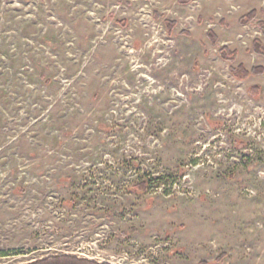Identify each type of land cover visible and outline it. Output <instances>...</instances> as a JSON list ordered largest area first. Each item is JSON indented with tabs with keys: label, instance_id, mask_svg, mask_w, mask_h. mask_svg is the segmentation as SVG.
Listing matches in <instances>:
<instances>
[{
	"label": "rangeland",
	"instance_id": "rangeland-1",
	"mask_svg": "<svg viewBox=\"0 0 264 264\" xmlns=\"http://www.w3.org/2000/svg\"><path fill=\"white\" fill-rule=\"evenodd\" d=\"M261 21L264 0H0V264H264Z\"/></svg>",
	"mask_w": 264,
	"mask_h": 264
},
{
	"label": "trees",
	"instance_id": "trees-1",
	"mask_svg": "<svg viewBox=\"0 0 264 264\" xmlns=\"http://www.w3.org/2000/svg\"><path fill=\"white\" fill-rule=\"evenodd\" d=\"M256 15H257V12L253 10V11L249 12L247 15H245V17H243L241 19V21L243 23L248 22V21H252L256 17ZM166 22H168L167 24L170 26V28L174 27V25H175L174 21H166ZM258 24H259L261 32L264 35V22L261 21ZM208 36L210 37V39L212 40L213 43L216 42L217 39H216V35L214 34V32H212L210 30L208 32ZM253 48L257 53L264 56V47L262 46L260 40L256 39L253 41ZM220 54L225 59L229 60L230 62H234L237 58L236 51L230 50L227 46H224L223 48L220 49ZM230 69L232 72H236L237 70H239L245 76H248L250 74H262L264 72L263 67L252 68L250 74L242 66H239L238 68L231 66ZM144 186L145 185H143V187ZM26 264H110V263L98 262V261H95L92 259L82 258V257H78L75 255L58 254V255H50V256H47L45 258L33 261L31 263H26Z\"/></svg>",
	"mask_w": 264,
	"mask_h": 264
}]
</instances>
